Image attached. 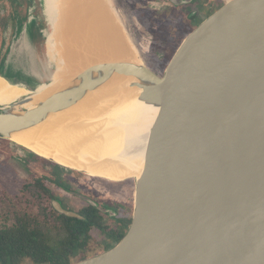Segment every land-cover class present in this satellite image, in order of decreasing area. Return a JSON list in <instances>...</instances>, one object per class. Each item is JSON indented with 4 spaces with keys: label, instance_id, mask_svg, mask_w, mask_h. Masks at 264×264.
Wrapping results in <instances>:
<instances>
[{
    "label": "water",
    "instance_id": "water-1",
    "mask_svg": "<svg viewBox=\"0 0 264 264\" xmlns=\"http://www.w3.org/2000/svg\"><path fill=\"white\" fill-rule=\"evenodd\" d=\"M5 1L9 28L0 35V77L54 91L33 108L26 106L35 96L0 105V140L15 144L14 134L74 108L89 93L116 89L123 79H135L139 99L161 108L138 180L94 177L15 144L76 173L135 188L123 239L74 264H264V0L227 2L186 36L163 73L126 62L58 72L48 55L42 0ZM31 2L40 19L35 29ZM193 2L171 0L175 7Z\"/></svg>",
    "mask_w": 264,
    "mask_h": 264
},
{
    "label": "bare ground",
    "instance_id": "bare-ground-1",
    "mask_svg": "<svg viewBox=\"0 0 264 264\" xmlns=\"http://www.w3.org/2000/svg\"><path fill=\"white\" fill-rule=\"evenodd\" d=\"M42 3V17L50 26L44 33L48 55L54 68L61 67V73L66 68L103 63L143 64L112 0H42ZM28 11L31 29H35L40 19L35 16L34 2ZM61 51L68 62L63 69ZM135 81L123 79L112 91L89 93L74 108L52 114L31 129L14 134L13 142L40 156L54 158L66 167L131 175L138 180L148 166L149 130L159 118L161 108L139 99L142 90L131 86ZM61 83L58 81L55 87ZM53 91L54 87L46 84L33 90L0 77V105L35 96V102L26 106L33 108Z\"/></svg>",
    "mask_w": 264,
    "mask_h": 264
},
{
    "label": "rangeland",
    "instance_id": "rangeland-1",
    "mask_svg": "<svg viewBox=\"0 0 264 264\" xmlns=\"http://www.w3.org/2000/svg\"><path fill=\"white\" fill-rule=\"evenodd\" d=\"M229 1L194 0L188 6L175 7L171 0H112V5L120 16L123 25H125L127 33L138 48L145 66L156 70L158 73H163L162 69H166L169 65L170 60L186 36ZM4 12H7L5 16L2 14ZM7 14L8 8L0 5V16H3L0 21V35L3 28H9ZM44 25L46 26L45 23ZM57 71L60 72L61 69L58 68ZM24 97L26 98V96ZM17 154L20 158L32 159L28 150L0 140V227L12 225L17 212L27 211L43 214V211L40 210L41 207H50V203L39 200L33 195V192H39V190H36L38 186L29 188L28 183L34 181L35 178L31 177L35 176V173L29 172L23 167V164L17 160ZM43 162L39 160L36 167L38 170L45 172V167L42 166ZM45 165L49 164L45 163ZM57 170L61 174L75 172L62 166H59ZM93 174L94 177L106 178L111 181L134 178L131 175ZM79 175L86 187L84 185H73L74 190L80 192L88 191L87 188H90L94 192L92 193L93 196L113 198L118 202L129 204L131 209L128 212H123V218L128 220L132 218L135 188L131 183H111L85 174ZM54 194L60 197V193L54 192ZM64 200L65 206L75 212H79L84 206V203L75 196ZM49 209L51 210V207ZM107 223V228H110V230L117 228V225L112 222L107 221ZM129 225L127 224L126 230ZM95 233L100 236V241L109 243L108 248H113L116 245V242L105 231L101 234L96 230Z\"/></svg>",
    "mask_w": 264,
    "mask_h": 264
},
{
    "label": "flooded vegetation",
    "instance_id": "flooded-vegetation-1",
    "mask_svg": "<svg viewBox=\"0 0 264 264\" xmlns=\"http://www.w3.org/2000/svg\"><path fill=\"white\" fill-rule=\"evenodd\" d=\"M1 19H3V16H0V21ZM29 154L31 155L32 159H23L20 158L17 154V160L21 164H23V167H25L29 172L35 173V176L31 177L35 178L34 181L31 183L29 182L28 186L29 188L38 186L36 190H39V192H33V195L36 196L39 200H45L50 203L49 206L51 207V210L49 209L50 207L45 206L41 207L40 209L43 211L42 213H44V210H47L46 212L48 213L49 220L53 213L66 216L56 210L54 205H56L57 207H62L64 210L75 212L65 206V198L68 199L75 196L77 199L81 200L84 203V206L81 208V210L75 213H78L81 217L86 219L82 221H89L92 224V228L90 231V239L82 247L78 258H80L81 260L94 258L112 248H108V242L100 241V236L95 233L96 230L101 234L105 231L107 234H109L110 237H112L116 244H118L123 239L126 233L127 224H131L132 222V218L130 220L123 218L124 213L128 212L131 209L129 208V204L118 202L113 198L93 196L92 193L94 192H92L90 188H87L88 191L77 192V190H74L73 185H84L86 187V184L82 181L78 173L71 172V174H61L59 173V170H57L59 166H56L31 152H29ZM39 160L44 161L42 166L45 167L46 173L37 169L36 163ZM45 163L49 165H45ZM54 192L60 193V197L56 196ZM30 193L32 192L30 191ZM24 212H17L15 221L12 224L16 222L20 215L25 214ZM107 221L117 225V228H113L111 230L110 228H107Z\"/></svg>",
    "mask_w": 264,
    "mask_h": 264
},
{
    "label": "trees",
    "instance_id": "trees-1",
    "mask_svg": "<svg viewBox=\"0 0 264 264\" xmlns=\"http://www.w3.org/2000/svg\"><path fill=\"white\" fill-rule=\"evenodd\" d=\"M46 209V208H45ZM25 211L0 227V264H74L90 239L92 224L53 213ZM90 220V219H89Z\"/></svg>",
    "mask_w": 264,
    "mask_h": 264
},
{
    "label": "crops",
    "instance_id": "crops-1",
    "mask_svg": "<svg viewBox=\"0 0 264 264\" xmlns=\"http://www.w3.org/2000/svg\"><path fill=\"white\" fill-rule=\"evenodd\" d=\"M6 1H7V0H6ZM6 1H5V2H6ZM5 2H4V3H5ZM1 5H4V8L8 7L7 2H6V4H1ZM6 13H7V12H4L3 15L5 16ZM7 15H8V14H7ZM3 30H4V28H3Z\"/></svg>",
    "mask_w": 264,
    "mask_h": 264
}]
</instances>
